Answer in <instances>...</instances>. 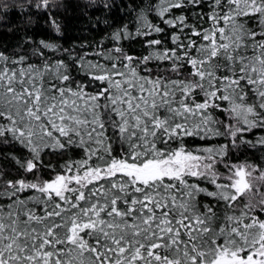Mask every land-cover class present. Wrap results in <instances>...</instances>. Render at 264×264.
Instances as JSON below:
<instances>
[{"label":"snow or ice","instance_id":"1","mask_svg":"<svg viewBox=\"0 0 264 264\" xmlns=\"http://www.w3.org/2000/svg\"><path fill=\"white\" fill-rule=\"evenodd\" d=\"M17 7L51 35L0 45V264H264V0H130L68 47L63 0Z\"/></svg>","mask_w":264,"mask_h":264},{"label":"trees","instance_id":"2","mask_svg":"<svg viewBox=\"0 0 264 264\" xmlns=\"http://www.w3.org/2000/svg\"><path fill=\"white\" fill-rule=\"evenodd\" d=\"M24 0H16L17 5ZM111 9H106L102 0H63L66 6L55 14L62 23L63 37L60 42L68 47L73 41L99 40L111 27L126 22V11L130 0H111ZM0 45L14 47L18 41L27 36L38 40L51 35L49 26L45 23L46 15L37 14L34 10L13 8L8 13L0 12ZM107 21V24H105ZM11 148L0 147V151H12ZM0 163H7L0 161Z\"/></svg>","mask_w":264,"mask_h":264}]
</instances>
